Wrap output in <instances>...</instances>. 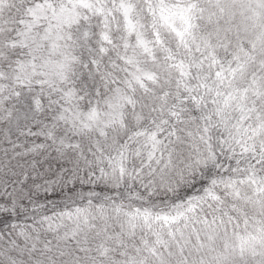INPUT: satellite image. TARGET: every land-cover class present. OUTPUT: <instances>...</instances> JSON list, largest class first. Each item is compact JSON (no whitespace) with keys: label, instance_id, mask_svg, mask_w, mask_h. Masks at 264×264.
<instances>
[{"label":"snow or ice","instance_id":"obj_1","mask_svg":"<svg viewBox=\"0 0 264 264\" xmlns=\"http://www.w3.org/2000/svg\"><path fill=\"white\" fill-rule=\"evenodd\" d=\"M0 264H264V0H0Z\"/></svg>","mask_w":264,"mask_h":264}]
</instances>
